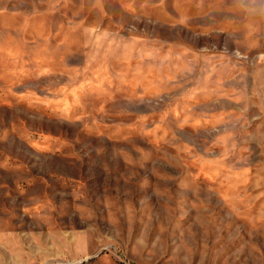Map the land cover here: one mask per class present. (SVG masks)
Instances as JSON below:
<instances>
[{"label":"rangeland","instance_id":"1","mask_svg":"<svg viewBox=\"0 0 264 264\" xmlns=\"http://www.w3.org/2000/svg\"><path fill=\"white\" fill-rule=\"evenodd\" d=\"M0 264H264V0H0Z\"/></svg>","mask_w":264,"mask_h":264}]
</instances>
